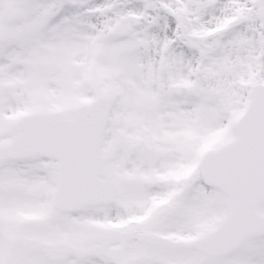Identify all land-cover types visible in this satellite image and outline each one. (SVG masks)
I'll use <instances>...</instances> for the list:
<instances>
[{
	"label": "snow or ice",
	"instance_id": "obj_1",
	"mask_svg": "<svg viewBox=\"0 0 264 264\" xmlns=\"http://www.w3.org/2000/svg\"><path fill=\"white\" fill-rule=\"evenodd\" d=\"M0 264H264V0H0Z\"/></svg>",
	"mask_w": 264,
	"mask_h": 264
}]
</instances>
